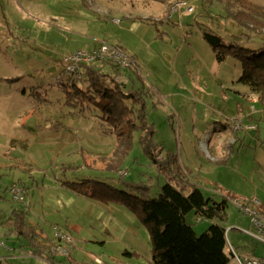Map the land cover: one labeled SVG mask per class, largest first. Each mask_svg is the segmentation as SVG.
I'll return each instance as SVG.
<instances>
[{
    "label": "rangeland",
    "instance_id": "1",
    "mask_svg": "<svg viewBox=\"0 0 264 264\" xmlns=\"http://www.w3.org/2000/svg\"><path fill=\"white\" fill-rule=\"evenodd\" d=\"M176 1L0 0V222L23 206L5 190L18 180L26 183L31 219L45 235L53 237L56 225L76 242L72 255L71 249L54 264H152L149 232L135 213L66 187L76 183L82 192L87 179L117 188L139 183L149 187L151 197L165 182L186 193L197 184L206 197L230 195L221 222L227 243L241 256L264 262V241L248 233L257 232L252 217L233 203L264 207V101L246 97L249 88L237 81L240 61L230 56L218 61L202 39L205 28L225 43L264 48L259 24L245 26L225 10L264 12V0H179L191 6L189 12L171 10ZM103 39L135 64L120 79L124 90L138 93L158 165L139 141L141 129L118 157L121 152L112 153L113 135L100 133L97 109L84 103L79 112L80 105L67 102L62 58ZM239 117L242 126H232ZM250 124L253 128L246 127ZM88 138L96 148L88 147ZM54 207L60 214L47 215ZM186 220L196 234L213 223L192 211ZM0 241V264H47L45 257L26 255L31 248L25 237L6 235Z\"/></svg>",
    "mask_w": 264,
    "mask_h": 264
},
{
    "label": "trees",
    "instance_id": "2",
    "mask_svg": "<svg viewBox=\"0 0 264 264\" xmlns=\"http://www.w3.org/2000/svg\"><path fill=\"white\" fill-rule=\"evenodd\" d=\"M234 8H226L227 17L241 18L245 26L259 24L260 30L264 29V12L255 8ZM202 38L218 61L229 56L240 61L241 74L237 81L264 101V48L251 49L234 42L225 43L221 36L205 28H202ZM104 66L109 71H105ZM80 67L79 77L61 72V77H66L61 87L67 102L80 105L79 108L86 103V107L91 105L94 110L97 109V118L104 126L103 132L115 137L112 153L121 152L118 157L127 153L133 134L141 129L139 141L152 162L158 165L160 160L151 152L156 150L152 141V126L144 120L139 105L137 107V91L123 89L120 79L122 67L108 59L84 62ZM74 184L67 183L69 188L81 195L101 203H120L139 217L149 232L152 264H229L234 259L227 245L226 229L221 224L226 219L228 200L233 198L230 195L206 197L195 184L186 193L170 182L160 187L156 197L149 196V187H142L139 183L124 182L121 188H117L106 182L87 179L82 182L85 185L82 192ZM191 211L195 216L213 223L196 234L193 225L186 220ZM7 221L18 237L28 240L34 237V227L27 222L25 212L13 210Z\"/></svg>",
    "mask_w": 264,
    "mask_h": 264
},
{
    "label": "built area",
    "instance_id": "3",
    "mask_svg": "<svg viewBox=\"0 0 264 264\" xmlns=\"http://www.w3.org/2000/svg\"><path fill=\"white\" fill-rule=\"evenodd\" d=\"M184 8L187 12L191 11V6H189L184 1H176L171 5V10H176ZM119 20H115L118 22ZM112 60L122 68H130L134 66L133 60L121 49V47L111 44L107 41L101 40L98 44L91 50H76L70 54L65 55L62 58L63 71L65 74L73 75L75 77L80 76V64L81 63H91L99 60ZM232 126L241 127L240 121L235 118ZM247 128H253V125L246 126ZM8 194L11 199L25 204L26 188L24 185L15 183L12 184L7 189ZM246 200H235L233 203L237 205L241 211L245 214H249L252 217V222L257 230L256 233L248 232L251 237L264 241V215L261 213L260 209H252L246 203ZM254 205L257 203L251 201ZM53 231V241L51 243L50 250L53 254L69 255L70 250L74 246V240L72 236L67 231H63L60 227L56 225L51 226ZM229 250L231 251L236 264H264V262L253 256H241L233 248L230 242L227 243ZM95 262L100 263L101 259L92 256Z\"/></svg>",
    "mask_w": 264,
    "mask_h": 264
},
{
    "label": "crops",
    "instance_id": "4",
    "mask_svg": "<svg viewBox=\"0 0 264 264\" xmlns=\"http://www.w3.org/2000/svg\"><path fill=\"white\" fill-rule=\"evenodd\" d=\"M226 10V9H225ZM264 31V30H263ZM203 39V38H202ZM104 40V39H103ZM204 40V39H203ZM99 41H101V40H98V41H95L94 43H93V45L91 46V47H89V49H86V50H91V49H93L97 44H98V42ZM104 41H106V40H104ZM205 41V40H204ZM108 42V41H107ZM206 42V41H205ZM230 42V41H229ZM109 43H111V42H109ZM112 44V43H111ZM209 46V45H208ZM210 47V46H209ZM105 69V71H108V67H105L104 68ZM127 70L128 68H121V70H120V76H121V71L122 70ZM238 80V79H237ZM250 91V90H249ZM256 95L255 94H253L251 91H250V93L248 94V96H246L247 98H252V97H255ZM80 110H79V112H82L83 111V109L82 108H79ZM237 119H239L240 121H243L242 120V117H239V118H237ZM99 120V119H98ZM99 124H100V133L102 134V136H109L110 134L109 133H104L103 132V130H104V126L102 125V123L100 122V120H99ZM114 137V136H113ZM88 140H89V144H88V147H90V148H92V149H94V148H96L97 147V144H94V145H92V142H91V138H88ZM114 140H115V137H114ZM94 146V147H93ZM17 183H19V184H22V185H24V187L26 188V198L25 199H27V195H28V186H27V184L26 183H24V182H22V181H20V180H18V182ZM196 186H198L197 184H195ZM67 187V189H71V188H69L68 187V185L66 186ZM198 187H200V186H198ZM200 189H201V187H200ZM71 191H73V189H71ZM7 192V191H6ZM5 192V193H6ZM203 192V191H202ZM8 193V192H7ZM204 194V193H203ZM9 195V194H8ZM10 196V195H9ZM84 196V195H83ZM2 197V196H1ZM212 197H214V196H212ZM11 198V197H10ZM215 198H217V197H215ZM248 199H250L251 201H254V202H256V203H258V201L255 199V197H251V198H248ZM13 202H14V200H12ZM29 201H27L26 200V203L25 204H22V203H18V202H16L15 201V203L16 204H19V205H23L22 207H20V208H15V209H13V210H20V211H23V212H25V215H26V218H27V222L30 224V225H32L33 227H34V230H35V235H34V237L32 238V239H30V240H28V239H26V240H28V242H26V246L27 247H29V248H31V252L30 253H26V255H28V256H30V257H32V258H35V259H37V260H41V258L42 257H45V260L43 259V261L45 262V263H47V264H54L55 263V261L57 260V258L58 257H61L62 255H59V254H53L52 252H51V250H50V246H51V243H52V241H53V237L52 236H49V235H45L44 234V229L42 228V226H41V224L38 222V220H33V219H31V216H30V213H29V211H28V209H27V207L29 206V203H28ZM258 209H260L261 210V212L263 213L264 212V207H263V205L261 204V203H258ZM12 210V211H13ZM50 211H49V213H47V215H50V214H60L59 213V211H58V209L56 208V207H54V208H50L49 209ZM12 211H11V213H12ZM53 211H56L57 213H53ZM11 213L9 214V216L6 218V219H4V220H2L1 222H0V224L1 223H6V226H2L1 228H0V237L1 236H6V235H17L16 234V232L14 231V228H13V226H12V224L11 223H9L8 221H7V219L11 216ZM49 228H50V226H49ZM51 230H52V228H51ZM53 232V231H52ZM75 241V240H74ZM85 241H87V240H85V239H81V244H82V246H84V245H86L84 242ZM100 243H102V242H100ZM0 245L2 246L3 245V243H2V241H0ZM50 245V246H49ZM21 246V245H20ZM77 245H76V242L74 243V247L72 248V251H71V253H70V255H72V252L74 251V249H75V247H76ZM69 256V255H68Z\"/></svg>",
    "mask_w": 264,
    "mask_h": 264
}]
</instances>
